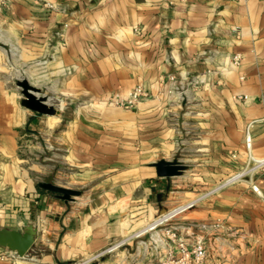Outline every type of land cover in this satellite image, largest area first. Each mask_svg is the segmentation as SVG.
<instances>
[{"label": "crops", "instance_id": "1", "mask_svg": "<svg viewBox=\"0 0 264 264\" xmlns=\"http://www.w3.org/2000/svg\"><path fill=\"white\" fill-rule=\"evenodd\" d=\"M22 80L59 113L23 107ZM137 86L134 110L111 104ZM250 158H264V0H0V228L37 230L0 264H156L150 228L171 213L204 264H264V172L261 196L234 180ZM161 160L186 170L160 178Z\"/></svg>", "mask_w": 264, "mask_h": 264}, {"label": "built area", "instance_id": "2", "mask_svg": "<svg viewBox=\"0 0 264 264\" xmlns=\"http://www.w3.org/2000/svg\"><path fill=\"white\" fill-rule=\"evenodd\" d=\"M53 9L50 5H47ZM240 55H236L233 59L235 64L240 61ZM149 97V92L143 86H137L128 93L126 97L115 95L111 99V104L114 107L124 110H134L142 100ZM250 144V139H247ZM264 172V158H250L246 167L240 172L234 180H247L258 195H262L258 186L255 184V176ZM174 216H163L150 228L154 232L151 241L154 249L164 251L165 255L160 258L156 264H204L209 258L208 249L203 239H196L193 243L188 242L179 235L177 226L172 223ZM2 259L9 258L13 262L20 257L15 252L9 251L7 254H1Z\"/></svg>", "mask_w": 264, "mask_h": 264}, {"label": "water", "instance_id": "3", "mask_svg": "<svg viewBox=\"0 0 264 264\" xmlns=\"http://www.w3.org/2000/svg\"><path fill=\"white\" fill-rule=\"evenodd\" d=\"M18 87L22 90L23 100L21 105L26 109L41 115L55 116L59 112L52 106H48L47 100L40 95V90L31 86L27 80L18 82ZM156 168L157 176L160 178L178 177L183 174L186 167L178 160H161L153 165ZM42 188L56 193L64 201H73L80 196V192L67 190L55 186L52 180L42 184ZM37 230L33 226L26 228L24 232L0 228V247L17 253L21 258L25 257L33 248L36 242Z\"/></svg>", "mask_w": 264, "mask_h": 264}, {"label": "rangeland", "instance_id": "4", "mask_svg": "<svg viewBox=\"0 0 264 264\" xmlns=\"http://www.w3.org/2000/svg\"><path fill=\"white\" fill-rule=\"evenodd\" d=\"M170 215H172V213L171 214H168L167 216H170Z\"/></svg>", "mask_w": 264, "mask_h": 264}, {"label": "bare ground", "instance_id": "5", "mask_svg": "<svg viewBox=\"0 0 264 264\" xmlns=\"http://www.w3.org/2000/svg\"><path fill=\"white\" fill-rule=\"evenodd\" d=\"M171 216V215H170Z\"/></svg>", "mask_w": 264, "mask_h": 264}]
</instances>
